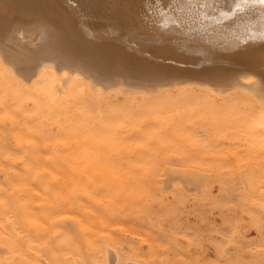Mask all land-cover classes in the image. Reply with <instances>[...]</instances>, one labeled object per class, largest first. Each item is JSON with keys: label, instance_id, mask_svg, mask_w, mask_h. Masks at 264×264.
Listing matches in <instances>:
<instances>
[{"label": "rangeland", "instance_id": "1", "mask_svg": "<svg viewBox=\"0 0 264 264\" xmlns=\"http://www.w3.org/2000/svg\"><path fill=\"white\" fill-rule=\"evenodd\" d=\"M22 80L0 60V264H264L241 97Z\"/></svg>", "mask_w": 264, "mask_h": 264}, {"label": "bare ground", "instance_id": "2", "mask_svg": "<svg viewBox=\"0 0 264 264\" xmlns=\"http://www.w3.org/2000/svg\"><path fill=\"white\" fill-rule=\"evenodd\" d=\"M139 2L125 0L120 13L122 23L135 22ZM160 7H171V0H160ZM232 7L234 0H227L221 10L231 12ZM73 9L75 11L65 9L63 0H0V39L6 57L0 58L3 66L28 85L41 71L51 72L65 90L74 78L80 77L88 83L91 92L98 91L103 97L112 88L119 93L133 92L144 96L190 87L213 99L233 94L243 99L239 107L246 110L240 116L250 146L248 151L253 147L264 149V44L255 41L246 48L232 51L235 37L242 33L244 25L252 24L254 30L260 29L256 10L229 16L220 25L212 24L206 28L199 24L173 26L168 31L174 35L161 37L165 40L164 46L146 49L151 51L153 60H145L105 40L103 30L107 21L102 6L93 7L88 0H73ZM85 12H90L88 18L93 24L95 41L78 32V20L83 19ZM149 18L152 19L150 14ZM40 20H46L49 25L44 39L38 24ZM156 23H159L158 19ZM156 34V29L148 33ZM169 40L188 47L193 53L207 49L205 59L208 62L202 63L201 57L180 52L168 43ZM27 58L28 62L30 59L33 62L30 67L24 64ZM97 67L128 73L131 77L135 73L139 77L103 80L95 73ZM246 167L244 171L240 170L244 189L263 195L264 179L259 177L252 162ZM251 171L253 178L247 182V174Z\"/></svg>", "mask_w": 264, "mask_h": 264}, {"label": "snow or ice", "instance_id": "3", "mask_svg": "<svg viewBox=\"0 0 264 264\" xmlns=\"http://www.w3.org/2000/svg\"><path fill=\"white\" fill-rule=\"evenodd\" d=\"M88 2L93 7H103L104 19L107 21L103 30L105 40L124 48L128 53L138 54L145 60H153L151 51L146 49L162 47L165 40L161 37L174 35L168 31L173 26L199 24L201 28H206L212 24L220 25L227 17L245 13L248 10L257 11L260 29L254 30L252 24L244 25L242 33L235 37L236 42L232 51H238L242 47L246 48L249 43L255 41L264 44V0H234L231 12L221 10L227 0H171V7L167 9L160 7V0H140L134 14L135 22L128 24L121 22L120 15L125 0H88ZM63 3L65 9L75 11L73 0H63ZM89 15L90 12H85L83 19L78 20V32L88 40L95 41L96 35L92 31L93 24L88 18ZM38 24L42 30V39H44L49 32L48 22L40 20ZM151 29H156L155 36L148 35ZM191 31L189 27V32ZM168 43L182 53L201 57L202 63L208 62L205 59L208 56L207 49L193 53L188 47L176 41L169 40ZM0 58H6L2 39H0Z\"/></svg>", "mask_w": 264, "mask_h": 264}]
</instances>
